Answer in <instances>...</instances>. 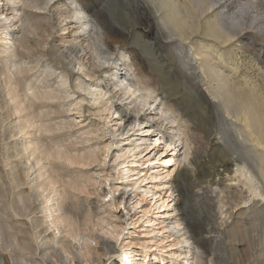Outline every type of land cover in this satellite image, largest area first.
Listing matches in <instances>:
<instances>
[{"label":"rangeland","instance_id":"rangeland-1","mask_svg":"<svg viewBox=\"0 0 264 264\" xmlns=\"http://www.w3.org/2000/svg\"><path fill=\"white\" fill-rule=\"evenodd\" d=\"M34 1L0 0V264H125V250L148 264H264V0ZM75 5L87 29L69 23ZM99 30L120 46L108 62L93 53ZM114 67L155 98L109 92ZM124 114L158 138L147 157L166 139L173 150L134 161L139 135H114Z\"/></svg>","mask_w":264,"mask_h":264},{"label":"bare ground","instance_id":"bare-ground-1","mask_svg":"<svg viewBox=\"0 0 264 264\" xmlns=\"http://www.w3.org/2000/svg\"><path fill=\"white\" fill-rule=\"evenodd\" d=\"M36 1V0H35ZM34 1V2H35ZM38 1H40V0H38ZM37 1V2H38ZM48 1V0H47ZM71 4L73 3V1L74 0H68ZM76 1V0H75ZM171 1H173L174 3H173V6L176 8V9H178V6L176 5V0H171ZM41 2V1H40ZM168 3V0H164L163 1V3L161 4V6H164V5H166ZM47 4V3H46ZM71 4H69V6L71 5ZM88 11H86L85 9H83V6L81 7H78V6H74V9H72L71 10V13H72V15L70 14V15H67V17H71L70 19H71V21L69 22V23H77V21H79L78 23H80V25L84 28V29H87L89 26H90V24H91V21H93L91 18L90 19H85V16H88V13H87ZM65 22V21H64ZM96 22V21H95ZM97 22H98V25H97V27L98 26H101L100 28L101 29H103L104 27H103V22H101V20H97ZM96 24V23H95ZM94 26V25H93ZM10 24H8L7 26H6V28L5 29H7V30H9L10 29ZM97 30V29H96ZM106 31V30H105ZM12 32V31H11ZM65 32V31H64ZM108 32V31H107ZM65 33H68L67 31L65 32ZM95 33V32H94ZM62 34V33H61ZM64 34V33H63ZM106 33L104 32V30H103V32H102V30L100 31H96V33H95V36H90V35H88V36H90V38L92 39V46H93V50H94V52L93 53H95V55H96V58H97V60H99L100 61V63H103V61H109L110 59H109V57L107 56V55H109L110 56V54H111V52H112V50H115L116 49V51L119 49V47L120 46H118V44H116V42H114V41H112L111 39V41L110 40H107V36L105 35ZM92 35V34H91ZM105 35V36H104ZM215 39H216V41L217 42H219V43H223L224 41L226 42V40H224L221 36H220V34H217V33H214V35H212ZM90 39V40H91ZM114 40V39H113ZM76 41V40H75ZM81 41V40H80ZM72 43V44H71ZM71 43H69V44H71L70 46V48L69 49H72L71 51L72 52H76L77 51V46L75 45V43H73V42H71ZM66 44V43H65ZM77 45H79V44H77ZM212 46H217V43L216 44H212ZM79 47V46H78ZM68 49V50H69ZM92 50V51H93ZM85 51H86V49H85ZM78 52V51H77ZM114 52V51H113ZM218 53V52H217ZM75 54V53H74ZM66 56V55H65ZM75 57V59L77 58V59H79V61H81V59L83 58V56H82V58L80 59L78 56H77V54L74 56ZM95 57V56H94ZM127 57V55H125V54H122V58H123V61H126V62H128V60L126 59V60H124L125 58ZM68 58V57H67ZM219 62H221L222 61V57L220 56L219 58ZM65 60V59H64ZM68 60H70V59H68ZM71 60H72V58H71ZM66 61V60H65ZM64 61V62H65ZM78 61V60H77ZM84 61V60H83ZM96 61V60H95ZM81 63V62H80ZM111 63H114V61L113 62H111ZM73 64V63H72ZM79 64V63H78ZM77 64V65H78ZM76 65V64H75ZM76 65V66H77ZM82 65V64H81ZM97 65V64H96ZM70 66V65H69ZM80 66V65H79ZM71 67V66H70ZM127 67H131V65H130V63L129 64H127ZM210 68V70H209V74H210V72H213L214 73V76H213V79L215 78V79H217L218 81H219V84H218V86H219V90L220 91H225L226 89H227V87H226V84L228 83L227 82V80L226 79H228V78H225V76H224V74H223V72L220 70L221 69V67H220V65L219 64H216V65H210L209 66ZM80 68V67H79ZM80 69H82V67L80 68ZM79 69V70H80ZM120 67H114V68H112V78L111 79H114L115 80V82H113V86H112V88H111V90H109V92H111V93H114V92H118L119 90H121L122 91V93L124 94V99H125V96L127 95L128 97H130V96H134L135 98H139V99H141L142 100V102L143 103H145V104H147L148 103V100L149 99H151V98H155L154 96H153V94L155 93V91L154 90H152V89H149V88H147V87H144V88H146V89H141V88H139L137 85H135V84H131L130 82H128L127 81V79L125 78V76H124V74L120 71ZM211 77V76H210ZM65 79H67L66 77H64ZM63 78V79H64ZM79 77H77L76 79H78ZM78 86H81V84H79ZM83 87V86H82ZM226 92H227V90H226ZM48 93V92H47ZM228 93V92H227ZM115 94V93H114ZM107 95V94H106ZM118 96V95H117ZM122 96V95H121ZM120 96V97H121ZM126 96V97H127ZM229 96V95H228ZM231 97L233 96V95H230ZM99 97V96H98ZM114 97L112 96V98H111V102L113 101L112 99H113ZM230 98V97H229ZM228 98V99H229ZM109 99V98H108ZM116 99H117V97H116ZM119 99V98H118ZM121 100V99H120ZM155 100V99H154ZM109 101V102H110ZM114 101H116V100H114ZM228 102V101H227ZM150 105V104H149ZM146 106V105H145ZM114 107V106H113ZM243 107V106H242ZM246 108V107H245ZM116 110H117V108H116ZM170 110L171 109H168L167 107H164V105H163V108H159V110L155 113L156 115H161V117H164L163 119L165 120V119H167V115L169 114L168 112H170ZM112 111V110H111ZM111 111H109V112H111ZM118 112H120V110H117ZM248 111V110H247ZM246 111V112H247ZM113 112V111H112ZM172 112V111H171ZM114 113V112H113ZM122 113H125V112H122ZM121 113V114H122ZM119 114V113H118ZM249 114V113H248ZM175 115H176V113H175ZM125 118L123 119V121H119V122H117V124H119V125H121L123 122V125L125 124V126H127L128 128L126 129V130H124V129H122V130H120V128L119 129H117V130H115V134L114 135H116V136H120V139H128L129 138V133H131L132 132V130H135V128L137 127V126H140L141 125V123H142V120H140L139 119V117L138 116H136V117H133L132 119H131V117H132V115H129V114H124L123 115ZM167 116V117H166ZM248 116V115H247ZM245 117V125L248 127V128H250V123H249V120H248V117ZM171 117V116H170ZM179 117V116H178ZM112 118V117H111ZM151 118V117H150ZM158 118H160L159 116L156 118V117H152V119H150V120H157ZM177 118V117H176ZM176 118L175 119H171V121L172 122H175L176 121ZM131 119V120H130ZM161 119V118H160ZM162 119V120H163ZM149 120V119H148ZM161 120V121H162ZM168 120V119H167ZM118 121V120H117ZM163 122H165V121H163ZM147 124V123H146ZM116 125V124H115ZM122 125V126H123ZM164 125V124H163ZM124 126V127H125ZM254 127V126H253ZM126 128V127H125ZM146 128L147 127H144L143 128V130H146ZM165 128V127H164ZM251 130V129H250ZM149 130H147V132H148ZM253 131V130H252ZM149 133V132H148ZM252 133V132H251ZM134 134V136L135 135H139V136H136L135 138H134V142H133V145H134V147H133V149H135L136 147H137V143L135 142L136 141V139H140L141 140V142L139 143L140 145H141V149H140V151H137V153H136V155H135V158H136V160H134V161H137V163H138V161H141V164H147V165H149V164H153V163H156V162H158L159 161V159H160V157H162L163 155H165V154H168L169 152H171L172 150H173V146H175V145H173V141L172 140H168V139H166V140H163L162 141V143H163V146H162V148H160L161 149V154H160V156H159V158H157L156 160H153V159H151L150 157H147L148 156V154L150 153V151L152 150V147H154L156 144H157V139L158 138H156V137H154V138H152V137H142L141 135L142 134H139V133H131L130 135H133ZM152 134V133H151ZM147 135V134H146ZM159 137V136H158ZM116 138V137H115ZM119 139V140H120ZM159 139H160V137H159ZM161 140V139H160ZM256 141H257V143L259 144V145H264V143L262 142V141H260L259 139H256ZM174 142H175V140H174ZM121 143H122V141H121ZM175 144H176V142H175ZM126 148V147H125ZM128 150H131V148H129ZM137 150V149H136ZM125 152V151H124ZM131 152V151H130ZM128 152H126V154H127ZM138 155H140V157H138ZM125 156V154L123 155L122 153L120 154H117V158L119 159V163H118V167H117V169H119L120 170V180H122V182H124L125 183V181H127L128 180V178L130 177V169H129V166H130V160L129 159H127V158H125L124 157ZM170 157V159H169V161H167V163H173V164H175L176 163V159L175 158H173V155H170L169 156ZM129 158V157H128ZM141 159H143V160H141ZM133 161V160H132ZM168 173L170 172V170H166ZM119 172V171H118ZM170 174V173H169ZM148 175L149 174H147V173H144L143 174V179H142V181H146V180H148ZM157 176V175H156ZM151 177V176H150ZM156 178V177H155ZM150 179V178H149ZM121 182V183H122ZM23 199V198H22ZM18 203H20V202H18ZM164 204V203H163ZM28 204H26V206H27ZM162 205V204H161ZM23 206H25L24 204H23ZM29 207V206H28ZM27 208V207H26ZM24 210H26L27 211V209H25V208H23ZM178 226V225H177ZM190 227H191V224L190 223H188V225L186 226V228L187 229H190ZM2 234V233H1ZM2 237V236H1ZM7 237V236H6ZM189 237H191V236H189ZM192 238V237H191ZM8 239H9V237H8ZM184 240L185 241H187L188 243H190L191 241H190V238H188L187 236L184 238ZM63 242H64V240H63ZM180 242H181V239L180 240H177L176 242H175V245H177L178 243L180 244ZM184 242V241H183ZM65 243V242H64ZM19 244V243H18ZM179 244L177 245V246H179ZM47 245V244H46ZM62 246V245H61ZM65 246H67L68 247V245H64L63 246V248L65 247ZM104 246V245H103ZM24 247V246H23ZM70 247V246H69ZM68 247V248H69ZM26 247H24V249H25ZM52 247H50V246H47V248L46 249H51ZM67 248V249H68ZM28 249H30V246L28 247ZM32 249V248H31ZM31 249H30V251H31ZM45 249V250H46ZM65 249V251H68L66 248H64ZM125 249V248H124ZM123 249V250H124ZM27 250V249H26ZM45 250H42L43 252L45 251ZM48 250L47 251H45V252H47L48 253ZM106 250H108V249H106ZM34 251H36V249L34 250ZM38 251H40L39 249H38ZM31 252H33V250L31 251ZM107 252V251H106ZM110 252V251H109ZM34 253H36V252H34ZM40 253V252H39ZM175 253L176 252H173L172 253V257L173 256H175ZM44 254V253H43ZM190 254V253H189ZM45 255V254H44ZM120 256H121V260L126 264H131V263H133V264H138V263H140V264H148V262L145 260L146 259V256L144 255L143 257H139V255L137 254V253H134V252H130V251H128V250H125V251H123L121 254H120ZM189 256H191V255H189ZM187 256H184V259L186 258ZM18 258V257H17ZM193 259V256H192V258H191V260ZM51 260V259H50ZM62 260V259H61ZM52 261V260H51ZM50 261V262H51ZM47 263V262H46ZM52 263V262H51ZM60 263V262H59ZM54 264V263H53Z\"/></svg>","mask_w":264,"mask_h":264}]
</instances>
